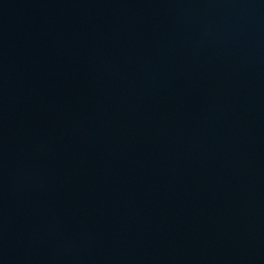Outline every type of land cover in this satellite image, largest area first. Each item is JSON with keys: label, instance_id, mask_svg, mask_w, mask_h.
<instances>
[{"label": "water", "instance_id": "1", "mask_svg": "<svg viewBox=\"0 0 264 264\" xmlns=\"http://www.w3.org/2000/svg\"><path fill=\"white\" fill-rule=\"evenodd\" d=\"M0 264H264V0H0Z\"/></svg>", "mask_w": 264, "mask_h": 264}]
</instances>
